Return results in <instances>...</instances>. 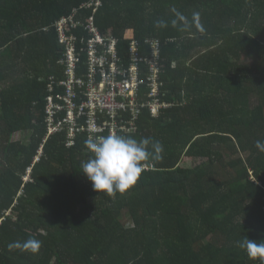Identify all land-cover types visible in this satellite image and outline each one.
<instances>
[{"label":"trees","instance_id":"trees-1","mask_svg":"<svg viewBox=\"0 0 264 264\" xmlns=\"http://www.w3.org/2000/svg\"><path fill=\"white\" fill-rule=\"evenodd\" d=\"M89 2L0 0V264H260L237 241L264 240V0H102L96 15ZM176 11L198 12L204 31L173 28ZM91 17L121 53L137 39L148 57L145 40L161 41L168 106L129 136L159 141L162 158L115 197L81 172L86 134L72 148L66 132L46 142L59 24L79 47ZM25 130L28 143L12 140ZM184 157L200 163L183 167ZM29 237L38 254L9 250Z\"/></svg>","mask_w":264,"mask_h":264},{"label":"built area","instance_id":"built-area-1","mask_svg":"<svg viewBox=\"0 0 264 264\" xmlns=\"http://www.w3.org/2000/svg\"><path fill=\"white\" fill-rule=\"evenodd\" d=\"M89 1L84 8L96 15L103 6L102 0ZM89 23L87 29L92 37L83 39L79 47L78 38L68 34V21L61 22L58 28V42L63 50L58 60L61 76L52 75L49 82L46 142L51 136L66 132L68 148L76 145L80 134L87 138L109 132L136 134L146 111L157 118L168 106L160 97V39L145 40L144 44L151 49L148 57L137 39L130 42L126 53H121L118 37L112 32L103 34L95 26L94 17ZM44 148L45 144L35 164L41 161ZM32 172L33 169L26 182L31 180Z\"/></svg>","mask_w":264,"mask_h":264},{"label":"clouds","instance_id":"clouds-1","mask_svg":"<svg viewBox=\"0 0 264 264\" xmlns=\"http://www.w3.org/2000/svg\"><path fill=\"white\" fill-rule=\"evenodd\" d=\"M171 26L181 33H189L193 29L204 31L200 14L194 12L191 20L183 13L176 11L170 21ZM157 28H167L168 22L159 20ZM89 151V158L82 163V173L91 182L96 192L115 197L127 194L141 178L145 170V162L159 161L163 146L159 141L150 138L123 136L109 132L107 135H90L85 140ZM256 147L264 152V142L257 141ZM238 247L243 250L250 260H259L264 264V240H253L248 235L237 241ZM42 242L34 237L18 240L8 245L9 250L38 254Z\"/></svg>","mask_w":264,"mask_h":264},{"label":"rangeland","instance_id":"rangeland-1","mask_svg":"<svg viewBox=\"0 0 264 264\" xmlns=\"http://www.w3.org/2000/svg\"><path fill=\"white\" fill-rule=\"evenodd\" d=\"M31 133L32 131H21L19 133H15L12 137L13 141H19L22 143H28L31 139ZM200 163L199 160H197L196 162H194L193 160L184 157L182 162H181V166L183 167H194L196 164Z\"/></svg>","mask_w":264,"mask_h":264},{"label":"crops","instance_id":"crops-1","mask_svg":"<svg viewBox=\"0 0 264 264\" xmlns=\"http://www.w3.org/2000/svg\"><path fill=\"white\" fill-rule=\"evenodd\" d=\"M129 47V46H128Z\"/></svg>","mask_w":264,"mask_h":264}]
</instances>
